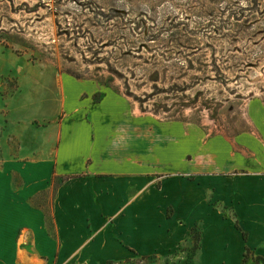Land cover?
Segmentation results:
<instances>
[{"label": "crops", "instance_id": "obj_1", "mask_svg": "<svg viewBox=\"0 0 264 264\" xmlns=\"http://www.w3.org/2000/svg\"><path fill=\"white\" fill-rule=\"evenodd\" d=\"M58 88L48 145L0 165V264H104L165 252L195 222L204 229L201 263L264 262V100H248L238 130L212 133L138 115L118 97L89 103L73 80ZM55 178L50 229L33 202Z\"/></svg>", "mask_w": 264, "mask_h": 264}, {"label": "rangeland", "instance_id": "obj_2", "mask_svg": "<svg viewBox=\"0 0 264 264\" xmlns=\"http://www.w3.org/2000/svg\"><path fill=\"white\" fill-rule=\"evenodd\" d=\"M64 79L89 103L108 95L195 132L238 130L248 100H264V0H0L2 167L48 145ZM59 181L33 202L50 229ZM203 233L195 222L174 249L104 264H220L201 263Z\"/></svg>", "mask_w": 264, "mask_h": 264}, {"label": "trees", "instance_id": "obj_3", "mask_svg": "<svg viewBox=\"0 0 264 264\" xmlns=\"http://www.w3.org/2000/svg\"><path fill=\"white\" fill-rule=\"evenodd\" d=\"M237 225V227H238V224H236ZM243 236H244V238H246V235H245V233L243 232ZM247 250V252H246V254H245V257H244V260L247 258V256H248V252H249V248H247L246 249ZM260 260V258H257L256 260H257V262Z\"/></svg>", "mask_w": 264, "mask_h": 264}]
</instances>
